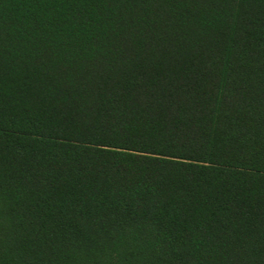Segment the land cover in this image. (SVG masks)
Segmentation results:
<instances>
[{
    "label": "trees",
    "instance_id": "trees-1",
    "mask_svg": "<svg viewBox=\"0 0 264 264\" xmlns=\"http://www.w3.org/2000/svg\"><path fill=\"white\" fill-rule=\"evenodd\" d=\"M0 264H264V0H0Z\"/></svg>",
    "mask_w": 264,
    "mask_h": 264
}]
</instances>
